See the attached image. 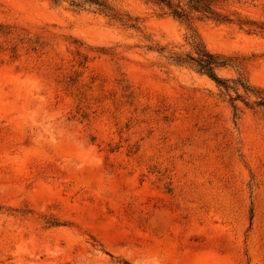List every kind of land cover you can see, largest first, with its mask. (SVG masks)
<instances>
[{
    "label": "rangeland",
    "instance_id": "1",
    "mask_svg": "<svg viewBox=\"0 0 264 264\" xmlns=\"http://www.w3.org/2000/svg\"><path fill=\"white\" fill-rule=\"evenodd\" d=\"M72 1L0 0V264H264V0Z\"/></svg>",
    "mask_w": 264,
    "mask_h": 264
},
{
    "label": "trees",
    "instance_id": "2",
    "mask_svg": "<svg viewBox=\"0 0 264 264\" xmlns=\"http://www.w3.org/2000/svg\"><path fill=\"white\" fill-rule=\"evenodd\" d=\"M158 5L164 6L168 13L177 19L189 22L192 14L196 13L201 17H210L220 20L222 17L212 7L213 0H150ZM72 5L75 8H84L92 6L100 12L107 13L117 20L121 21L118 13L114 12L106 0H73ZM131 20V19H128ZM131 27H136V23H128ZM190 40L195 50L196 56L187 55L188 59L175 57L173 61L176 64H190L199 72H202L213 79L217 84L224 85V80L217 76L215 68L226 64L225 60L218 55L210 53L198 38L196 33L190 35ZM264 105L263 103H260Z\"/></svg>",
    "mask_w": 264,
    "mask_h": 264
}]
</instances>
